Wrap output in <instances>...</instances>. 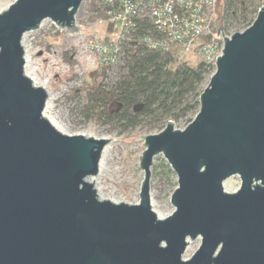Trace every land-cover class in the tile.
Listing matches in <instances>:
<instances>
[{
	"label": "water",
	"instance_id": "water-1",
	"mask_svg": "<svg viewBox=\"0 0 264 264\" xmlns=\"http://www.w3.org/2000/svg\"><path fill=\"white\" fill-rule=\"evenodd\" d=\"M81 2L15 0L0 12V264H264V5L247 28L224 37L185 128L168 121L140 136V200L129 204L101 199L86 180L109 139L55 129L44 117L46 90L24 71L23 35L47 18L78 32ZM158 154L178 181L166 218L151 205ZM235 175L241 184L227 192Z\"/></svg>",
	"mask_w": 264,
	"mask_h": 264
},
{
	"label": "rangeland",
	"instance_id": "rangeland-1",
	"mask_svg": "<svg viewBox=\"0 0 264 264\" xmlns=\"http://www.w3.org/2000/svg\"><path fill=\"white\" fill-rule=\"evenodd\" d=\"M15 0H0V12L7 9ZM91 2L100 5L99 0H82L75 22L80 26L76 33L61 30L49 19L44 21L33 31L26 32L22 37L25 56L24 71L33 72L39 83L47 89V109L45 115L55 122L68 135L89 134L92 138H108V153L100 175L89 176L95 179L100 195L114 198L117 203H138L140 200V186L144 171L140 168L139 156L146 149L144 139L140 136L156 134L166 127V120L162 122L142 119L137 125L125 122H107L98 116L87 117L86 90L92 78L105 82L107 87L115 84L123 73L124 48L120 45L123 40L119 37L117 45L111 47L106 43L108 37L107 22H99V15L90 8ZM223 0L216 6L222 9ZM223 14V9H222ZM218 18V11L216 19ZM223 20V17H222ZM249 20H223L224 36H230L237 31H243ZM195 53V52H193ZM191 65L199 62L197 55L188 56ZM103 70H105L103 77ZM94 72V73H93ZM94 74V75H93ZM212 74H207L201 85L204 90ZM46 106V105H45ZM111 110L116 105L109 106ZM189 114L183 119L174 121L175 128L183 130L187 120L194 118ZM106 144V145H107ZM151 203L166 218L175 207L170 202L171 195L178 181L163 154L153 157L150 168ZM241 179L232 176L225 180L223 187L233 193L239 188ZM201 244V238L190 239L187 251L183 255L188 259Z\"/></svg>",
	"mask_w": 264,
	"mask_h": 264
},
{
	"label": "trees",
	"instance_id": "trees-1",
	"mask_svg": "<svg viewBox=\"0 0 264 264\" xmlns=\"http://www.w3.org/2000/svg\"><path fill=\"white\" fill-rule=\"evenodd\" d=\"M220 0L217 1V4ZM100 3V2H99ZM259 0H223V20L254 21L260 8ZM91 10L99 18H107L106 7L91 2ZM106 43L112 48L118 42V27L107 23ZM158 35L148 17L137 21L135 32L120 44L124 50L123 73L115 84L107 87L105 82L92 78L86 94L87 117L98 116L105 122H125L137 125L142 119L162 122L178 121L189 114L196 116L200 106L201 85L214 66L200 58L191 65L188 55H181L176 46L170 49H152L144 46L139 38L146 34ZM94 73V72H93ZM105 70H103L104 77ZM94 75V74H93ZM115 104L116 109L109 106ZM192 118L187 120L189 123Z\"/></svg>",
	"mask_w": 264,
	"mask_h": 264
},
{
	"label": "built area",
	"instance_id": "built-area-1",
	"mask_svg": "<svg viewBox=\"0 0 264 264\" xmlns=\"http://www.w3.org/2000/svg\"><path fill=\"white\" fill-rule=\"evenodd\" d=\"M218 0H99L107 8V18L115 22L118 38L129 39L137 21L148 17L158 35L147 33L141 43L152 49L176 46L182 55L195 52L204 62L215 66L225 36L215 31ZM264 5V0H259ZM260 6V8H261Z\"/></svg>",
	"mask_w": 264,
	"mask_h": 264
},
{
	"label": "bare ground",
	"instance_id": "bare-ground-1",
	"mask_svg": "<svg viewBox=\"0 0 264 264\" xmlns=\"http://www.w3.org/2000/svg\"><path fill=\"white\" fill-rule=\"evenodd\" d=\"M25 61H26V62L28 61V59H27L26 56H25ZM25 74L31 79L33 85H37V86L43 87V88L46 90V92L48 93V89H47V87H46L44 84L39 83V81L37 80L36 75L34 76L33 72L31 73V72H27V71H25ZM45 107H46V109L48 108V107H47V104H46ZM46 109H45V111H46ZM44 117L47 118V120L50 121V123L52 124V126H53L55 129H57L59 132L61 131V132L65 133V131H64L61 127H59V125L55 122V120H54L53 118H50L49 116L47 117V116L45 115V113H44ZM81 135H84V136H86V137H92V136H90L89 134H86V133H83V134H81ZM108 148H109V147H108V144H107L106 147L103 149L104 151H103V153H102V155H101V157H100V160H99L100 164H99V170H98V174H97V175H100V172H101V170L103 169V164H104V162H105L104 160H105L106 155H107V153H108V150H107ZM86 180H87L88 182H90L92 185H94V188H95V190H96L98 196H99L101 199H107V200L110 199V200L113 201V202H116V203L118 202V200H116V199H114V198H109V197L106 198V197L100 195V188H99L97 182H95V179H94L93 177H87ZM151 205H152V209H153V211H155V213L157 214V216H158L159 218H164L163 216H161L160 212L155 208V206H154L152 203H151Z\"/></svg>",
	"mask_w": 264,
	"mask_h": 264
}]
</instances>
